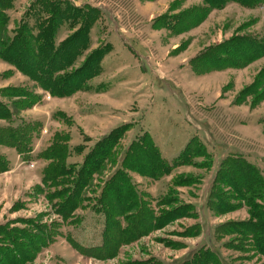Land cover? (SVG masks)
<instances>
[{
  "label": "rangeland",
  "instance_id": "1",
  "mask_svg": "<svg viewBox=\"0 0 264 264\" xmlns=\"http://www.w3.org/2000/svg\"><path fill=\"white\" fill-rule=\"evenodd\" d=\"M32 1L16 0L7 10L9 34H13ZM71 1L79 8L101 10L91 30V47L74 67H79L92 51L109 49L102 63L104 73L89 83L92 89L109 83L111 89L107 98L95 96L87 98L86 103L74 98L77 93L68 99L48 93L51 99H47L46 91L31 78L0 59V100L10 106L18 101L2 95L12 87L42 96V103L32 110L23 111L17 105L18 114L13 117L14 126L23 121L41 125L32 134L30 154L20 155L16 149L0 145V154L9 162L8 170L0 173V264H20L24 256L19 249L30 250L27 235L36 232L34 235L40 237L38 230L45 226L57 237L56 241L35 251L33 260L24 264H181L205 251L214 257L210 264H264V240L256 241L257 229L243 231L246 224L259 223L255 207L229 188L224 190L234 208L232 212L215 213L211 204L216 205L212 191L218 184L215 182L222 163L228 158H243L264 174V98L256 105L254 96L238 102L243 89L251 86L264 68V58L246 68L209 72L196 71L193 65L204 51L233 37H264V5L247 8L230 3L196 24L198 17L186 21L183 11L202 5V0ZM79 26L71 29L65 24L57 42L67 39ZM132 70L142 72L143 77H133ZM91 99L108 100L113 106L96 108ZM79 111L86 117H80ZM100 115L108 121L103 129L99 128ZM122 124H129L130 129L118 145L114 158L117 163L108 164L102 175L95 176L75 216L59 218L55 213L61 202L52 195L64 186L62 180L57 182L60 187L53 182L43 184V171L50 162L40 156L41 152L57 145L61 137L70 136L67 164L81 165L85 155L108 134L104 135L106 130ZM8 125L0 120V128ZM145 134L151 135L171 164V159L178 157L192 139H196L192 140L193 151L203 145L205 155L193 156L188 165L176 167L160 179L130 172L132 182L155 214L188 204L193 205L195 214L143 237L131 231L118 234V229L128 227L127 221L123 217L117 220L121 228L109 225L106 214L99 212L101 190L121 165V155L130 143ZM176 181L188 184L177 185ZM165 203L172 204L160 206ZM255 204L264 206L257 199ZM262 209L258 208L257 213ZM231 222L239 224L238 231L233 232L227 225ZM196 225H200L201 234L193 237ZM224 225L222 231L226 234H221L218 227ZM69 240L86 249L85 255ZM111 254L117 256L110 257Z\"/></svg>",
  "mask_w": 264,
  "mask_h": 264
},
{
  "label": "trees",
  "instance_id": "2",
  "mask_svg": "<svg viewBox=\"0 0 264 264\" xmlns=\"http://www.w3.org/2000/svg\"><path fill=\"white\" fill-rule=\"evenodd\" d=\"M15 1L0 0V59L16 67L22 74L31 78L38 88L46 93H51L52 97L67 98L79 91L93 90L89 81L102 74L103 60L110 50L100 48L94 50L85 57L79 67L74 66L85 51L91 47V30L99 20L101 10L91 7L79 8L71 0H34L27 7L22 20L11 35L7 28L9 16L6 12ZM202 1V5L183 11L186 21L193 16L194 18L198 17V20H195L197 24L198 21H204L213 10L223 9L230 3H239L247 8L264 5V0ZM67 23L71 29L80 25L79 29L58 43L59 31ZM262 58H264V37L242 35L204 51L193 65L196 71L207 72L228 68L239 69L246 68ZM2 95L18 101L10 106L0 100V120L9 123L8 127L0 128V145L16 149L20 155L30 154L32 134L41 125L23 121L22 125L14 126L13 117L18 114L16 112L17 105L23 111L32 110L36 105L42 103V96L22 87L9 88ZM249 96H254L253 105L264 98V68L257 75L255 82L243 89L238 102H245ZM129 129V124H122L111 130L85 155L81 165L67 164L66 159L70 156V149L67 146L70 136L61 137L57 141L59 142L57 145L54 144L51 148L41 152L40 156L50 162L43 171V184L53 182L60 187L57 182L62 180L60 183L64 186V189L55 191L52 195V198H57L61 202L57 205L55 213L59 218L68 220L75 216L83 202L82 195L93 186L95 176L102 175L108 164L115 165V161L117 163V158L115 161L114 158L118 145ZM192 140L181 154L173 159L172 164L165 160L151 135L139 136L130 143L121 155V165L102 187L99 199L102 207L99 212L106 214L109 225L113 224V226L121 228L117 220L123 217L127 221L129 229H127L128 227L124 231L118 229V234L131 231L134 235L140 234V237H143L181 218H187L189 214H195L191 204L155 214L152 205L147 202L145 196L139 193L130 175V172H136L141 176L157 180L168 175L176 167L188 165L193 156L205 155L206 151L203 150L202 144L198 146L197 152L192 150ZM77 150L80 151V148L78 147ZM8 168V160L0 154V173L7 171ZM216 183L218 184L212 191V200L216 205L211 203L215 213L226 214L234 210L233 206L228 203V193L225 192V188H229L236 196H241L240 199L245 197L250 205L255 207L254 216L259 223L256 226L253 223H248L243 231L250 233L257 229L256 241L261 243L264 240V209L259 214L257 209L264 206L255 204V199L264 204V174L243 158H228L222 163ZM176 184L187 185L188 183L176 181ZM171 204L165 203L160 206ZM182 209H185L186 213H183ZM227 225L233 232L239 230V224L231 222ZM225 226L218 227V232L226 234L225 231H222ZM51 227L52 225L49 229ZM143 229H145L144 233H141ZM38 232H41L40 237L34 235L36 232L32 233L33 235L31 232L27 235L29 236L30 250L19 249L24 256L20 264L32 261L31 258L34 257L35 251L40 252L41 249L47 248L57 239L46 226L39 229ZM8 234L10 233L8 232ZM200 234L201 227L196 225V231L191 236L197 237ZM69 242L82 254L86 253V249L77 243L72 240ZM19 248H22V245H19ZM115 256L117 255H110V257ZM213 258L212 254L205 251L194 256L192 260H184L186 262L181 264H210L209 262Z\"/></svg>",
  "mask_w": 264,
  "mask_h": 264
},
{
  "label": "crops",
  "instance_id": "3",
  "mask_svg": "<svg viewBox=\"0 0 264 264\" xmlns=\"http://www.w3.org/2000/svg\"><path fill=\"white\" fill-rule=\"evenodd\" d=\"M106 59V58H105ZM105 61V60H104ZM104 63V62H103ZM104 73V67H103V72H102V74ZM101 74V75H102ZM101 75H99V76H101ZM131 75L133 76V77H140V76H142L143 77V73L141 72V74H137V70H132V73H131ZM98 76V77H99ZM91 86H93L92 84H91ZM124 86H126V85H123V87ZM122 87V88H123ZM97 89H99L98 91H96ZM110 89H111V85L109 84V83H101V84H98V85H96L95 87H94V89L93 90H91V91H89V92H86V91H83V92H80V93H77L76 95H75V97L74 98H81V99H83L80 103H86L87 102V98L89 99V98H93V97H95V96H102V97H105V98H107V93L110 91ZM94 95V96H93ZM68 99V98H67ZM63 100V99H62ZM85 100V101H84ZM95 101V100H94ZM90 103H93L92 105L94 106V107H99V108H101V109H110L112 106H113V104L112 103H110V101H103V102H97V101H95V102H92V99H91V101H90ZM80 112V117H86V116H84V113L85 112H83V111H79ZM101 117H100V121H102V123H100L99 124V128H102L103 129V127L105 126V125H107V123H108V121L105 119L106 118V116H103V115H100ZM114 127L115 126H113V127H111V128H109L108 130H106L107 132L104 134V135H106L107 133H109L111 130H113L114 129ZM103 135V136H104ZM171 160H173V159H171Z\"/></svg>",
  "mask_w": 264,
  "mask_h": 264
},
{
  "label": "built area",
  "instance_id": "4",
  "mask_svg": "<svg viewBox=\"0 0 264 264\" xmlns=\"http://www.w3.org/2000/svg\"><path fill=\"white\" fill-rule=\"evenodd\" d=\"M47 99H51V96L47 93L46 94Z\"/></svg>",
  "mask_w": 264,
  "mask_h": 264
}]
</instances>
